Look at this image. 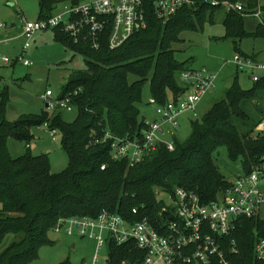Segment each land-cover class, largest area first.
<instances>
[{
    "label": "trees",
    "instance_id": "16d2710c",
    "mask_svg": "<svg viewBox=\"0 0 264 264\" xmlns=\"http://www.w3.org/2000/svg\"><path fill=\"white\" fill-rule=\"evenodd\" d=\"M80 1L38 0V20L52 17L60 3ZM141 1L145 27L116 50L108 48V33L94 50L86 40L75 43L60 30L51 31L53 41L82 56L87 67L83 72L73 71L60 95H53L61 99L71 94V111L77 110L72 123L62 120L61 113L48 119L45 112L44 117L24 115L7 121L9 90L6 86L0 89V242L14 236L0 253V264H30L41 248L52 245L48 234L62 217L95 218L104 211L131 223L145 218L159 221L164 205L157 199L156 189L169 194L182 188L205 201L214 200L216 193L230 187L215 163L219 147L226 148L230 159L239 160L242 173L249 172L263 158L264 131L256 128L262 125L264 112L255 103L264 91V77L245 90L235 77L220 102L201 119L190 121L187 139L179 141L174 132L173 150L159 145L133 167L124 160L110 159L109 142H104L106 134L118 139L141 135L145 118L140 117L138 104L146 86L150 99L160 106L177 102L192 91L179 81L181 71L188 69L175 59L173 50V45L183 41L181 33L201 31L206 23L213 22L215 13L223 11L224 39L241 42L264 36L263 23L253 34L244 29L242 14L256 12L258 0H248L240 14L211 5L212 0H190L189 5L183 4L164 19L158 17L153 6L156 0ZM233 44L234 50L244 56L237 42ZM249 57L255 60L253 55ZM129 76L136 79L130 82ZM45 124L48 132H58L60 147L67 155V168L58 174L51 173L47 155L35 156L28 151L32 128ZM50 137L54 140L56 136ZM9 139L24 143L25 154L13 157L7 147ZM262 235L264 225L259 221L238 219L232 238L237 253L227 255L229 263L259 264L253 247ZM141 258L142 253L131 243H107L106 264H138ZM60 264L71 262L64 260Z\"/></svg>",
    "mask_w": 264,
    "mask_h": 264
},
{
    "label": "built area",
    "instance_id": "2783aa9c",
    "mask_svg": "<svg viewBox=\"0 0 264 264\" xmlns=\"http://www.w3.org/2000/svg\"><path fill=\"white\" fill-rule=\"evenodd\" d=\"M85 1L70 3L63 8V13L48 19L29 22L22 18L21 37L25 44L21 57L14 60L0 57V61L4 65L31 66L32 63L22 57L38 31L60 30L75 43L86 40L94 50L99 48L101 38L108 33V48L116 50L134 32L145 27L141 0ZM190 3V0H156L153 6L158 17L164 19L183 4ZM210 3L220 5L225 12L240 14L244 9V5L230 0H212ZM260 16V6L252 14H242V17L262 21ZM0 28L4 27L0 25ZM230 63L238 72H248L251 83H257L264 77V62L236 54ZM215 79L216 75L204 68L183 71L179 81L189 85L192 91L181 100L170 101L163 106L150 99V104L155 106L156 118L151 123L145 122L140 136L118 139L106 134L104 142H109L110 159L124 160L133 167L148 158L159 145L173 150L171 137L178 129L180 116L195 112L201 99L212 92ZM70 99L71 94L61 99L54 98L49 90L42 96L44 105L51 112L58 109L71 111ZM258 128L264 130L263 125ZM54 134V131H49L53 138ZM104 168L102 166L101 170ZM216 195L214 200L205 201L192 191L175 188L169 194L162 193L165 201L161 200L164 206L159 221L145 218L131 223L119 215L102 211L95 218H59L52 231L92 242L95 246L92 264H99L100 253L109 242L118 246L133 244L142 253L138 264H230L226 257L237 253L236 242L232 238L238 219H255L264 225V156L249 172L236 176L227 190ZM131 212L137 214L135 210ZM255 241L254 257L259 264H264V235Z\"/></svg>",
    "mask_w": 264,
    "mask_h": 264
},
{
    "label": "rangeland",
    "instance_id": "374dc122",
    "mask_svg": "<svg viewBox=\"0 0 264 264\" xmlns=\"http://www.w3.org/2000/svg\"><path fill=\"white\" fill-rule=\"evenodd\" d=\"M89 1L91 0L85 2ZM236 1L246 4L248 0ZM258 2L262 6L259 18L262 21L243 17L244 29L248 34H253L259 24L264 23V0H258ZM69 4H58L52 14L59 15L63 13V8L69 6ZM38 12V0H19L16 3L13 0H0V25L5 28L0 29V57H8L11 60L21 57L25 44L24 39H21L22 18L29 22H36ZM224 19L225 13L223 11L215 13L212 18L213 22L206 23L203 29L196 33H181L180 37L183 41L180 44L173 45L175 59L185 64L184 69L201 70L205 68L209 73L216 75L215 87L211 93L202 98L203 101L197 110V117L184 114L178 120L176 137L181 142L191 134L190 121L201 119L215 103L220 102L235 77L243 90L252 87L253 83L247 75L248 72H238L230 63L232 58L238 54L234 50L233 41L237 42L239 51L242 54L248 56L256 54L258 55V62H264V36L244 38L241 42L237 39H224L226 38L223 26ZM11 25L14 26V30L11 29ZM29 42L31 47L26 50L22 58L31 62V66L17 63H10L6 66L0 61V89L6 86L10 96L6 120L14 121L24 115L44 117L45 113L47 118L50 119L53 114L61 113L62 120L66 123H72L77 116L75 108L71 112L57 110L53 113L47 111L42 96L48 90L54 96H59L62 86L66 83L71 72L86 71L84 58L71 51H65L61 44L52 41L50 30L38 31ZM135 79V76H129L130 82ZM256 98L255 104L261 112H264V91H261ZM149 101V88L146 86L143 90L141 103L138 104V109L140 117L145 118L147 123H151L156 118L155 106L150 104ZM262 125L264 126V123ZM258 127L256 130L260 129ZM31 134L33 139L29 143L30 148L28 151L35 156L47 155L52 174H58L65 170L67 168V155L60 147L61 140L58 132L55 133L56 137L53 140L44 125H40L39 127H33ZM7 147L9 153L15 158L24 155L26 152L25 144L14 139L8 140ZM214 158L220 174L230 184L236 176L242 174L239 160L230 159L225 147H219L214 154ZM162 193V190L156 189V197L159 201H165ZM48 238L52 241V245L41 248L38 257L30 264H60L64 260H68L71 264H92V254L95 249L92 242L76 236L68 237L63 233L55 234L52 231L49 232ZM13 239L14 236L9 235L0 242V253L6 249ZM106 257L107 246H104L99 256V264H106Z\"/></svg>",
    "mask_w": 264,
    "mask_h": 264
},
{
    "label": "crops",
    "instance_id": "0c3cea01",
    "mask_svg": "<svg viewBox=\"0 0 264 264\" xmlns=\"http://www.w3.org/2000/svg\"><path fill=\"white\" fill-rule=\"evenodd\" d=\"M239 3H240V2H239ZM258 3H259V2H258ZM240 4L243 5L244 3L242 2V3H240ZM244 5H245V4H244ZM259 6L262 7L261 4H259ZM0 29H2V28H0ZM4 29H5V28H4ZM11 29L14 30V26H13V25H11ZM43 32H44V31H43ZM21 39H22V37H21ZM52 41H53V35H52ZM30 47H31V45H30ZM63 48H64V47H63ZM64 50H65V49H64ZM65 51H67V50H65ZM67 52H69V51H67ZM247 56H248V55H247ZM253 57H254L255 60L258 59V55H256V54H253ZM257 61H258V60H257ZM7 65H8V64H7ZM7 65H6V66H7ZM13 66H14V65H13ZM71 73H72V72H71ZM70 76H71V74L69 75V77H70ZM69 77H68V78H69ZM68 78H67V79H68ZM215 80H216V79H215ZM66 81H67V80H66ZM54 97H55V96H54ZM9 100H10V96H9ZM202 101H203V100L201 99V101L198 103V106H197V108H196V110H195L194 113H188V112H187V113H183L182 116H180V118H182L184 114H185V115H186V114H189V115L192 116V117H197V110H198V107L200 106V104H201ZM180 118H179V120H180ZM29 148H30V146H29ZM92 245H93V243H92Z\"/></svg>",
    "mask_w": 264,
    "mask_h": 264
}]
</instances>
